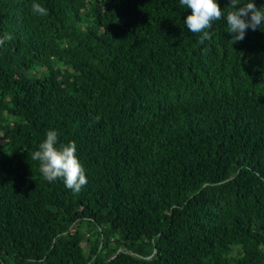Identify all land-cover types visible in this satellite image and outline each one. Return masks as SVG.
Here are the masks:
<instances>
[{
	"label": "trees",
	"instance_id": "trees-1",
	"mask_svg": "<svg viewBox=\"0 0 264 264\" xmlns=\"http://www.w3.org/2000/svg\"><path fill=\"white\" fill-rule=\"evenodd\" d=\"M190 13L0 0V264H264V27L201 45ZM48 130L79 193L31 157Z\"/></svg>",
	"mask_w": 264,
	"mask_h": 264
},
{
	"label": "clouds",
	"instance_id": "clouds-1",
	"mask_svg": "<svg viewBox=\"0 0 264 264\" xmlns=\"http://www.w3.org/2000/svg\"><path fill=\"white\" fill-rule=\"evenodd\" d=\"M180 5L190 9L183 23L187 29L194 34H199V44L203 45L206 40L212 39L208 31L212 28L213 22L226 20L228 32L233 34L232 40L242 41L246 31H255L258 27H264V6L257 7L252 0L241 3V0H229L225 8H221L217 0H179ZM33 14L47 15L48 10L41 4H31ZM9 33L0 37V46L5 41L11 40ZM205 52L207 49L204 50ZM97 122L100 117L94 118ZM58 133L55 130H48L46 138L39 144L38 150L31 154L34 161L39 162V171L43 177L51 183L56 179H62L65 187L73 193H79L87 184L85 169L76 156V144L70 141L57 147Z\"/></svg>",
	"mask_w": 264,
	"mask_h": 264
}]
</instances>
